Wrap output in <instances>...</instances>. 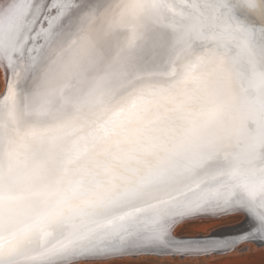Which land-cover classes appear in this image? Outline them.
Returning a JSON list of instances; mask_svg holds the SVG:
<instances>
[{
	"label": "snow or ice",
	"instance_id": "obj_1",
	"mask_svg": "<svg viewBox=\"0 0 264 264\" xmlns=\"http://www.w3.org/2000/svg\"><path fill=\"white\" fill-rule=\"evenodd\" d=\"M0 69V264L264 246V0H0Z\"/></svg>",
	"mask_w": 264,
	"mask_h": 264
},
{
	"label": "rangeland",
	"instance_id": "obj_2",
	"mask_svg": "<svg viewBox=\"0 0 264 264\" xmlns=\"http://www.w3.org/2000/svg\"><path fill=\"white\" fill-rule=\"evenodd\" d=\"M4 85V73L0 69V92L3 89ZM242 216H229L222 217L220 219H202L196 220L188 225H181L176 229V235H197V234H208L213 232L216 228L242 221ZM246 248L247 251L241 252L240 249ZM155 257H141L140 260H155ZM168 261H171V258H166ZM264 264V246L261 244L252 243L248 246L239 245V248L235 251L228 252L224 255L214 256L206 264ZM108 264H140V261H115L108 262ZM159 264H163V261H160ZM172 264H188L187 261H175Z\"/></svg>",
	"mask_w": 264,
	"mask_h": 264
},
{
	"label": "bare ground",
	"instance_id": "obj_3",
	"mask_svg": "<svg viewBox=\"0 0 264 264\" xmlns=\"http://www.w3.org/2000/svg\"><path fill=\"white\" fill-rule=\"evenodd\" d=\"M3 70V69H2ZM4 73V72H3ZM4 82H5V78H4ZM3 90H4V85H3V89H2V91L1 92H3ZM206 219V218H205ZM242 227V230H243V226L241 225V221L240 222H235V223H231V224H227V225H223V226H220V227H218V228H216L215 230H213V232H215V231H219V230H225L226 228H229V227ZM241 229H239V230H237V231H234V235L235 234H237V233H239L240 231H242ZM225 234H227V233H225ZM203 235H209V233L208 234H203ZM187 236H196V235H187ZM252 243H255V244H261L259 241H256V242H251V243H246V244H241V245H243V246H248V245H251ZM240 245V246H241Z\"/></svg>",
	"mask_w": 264,
	"mask_h": 264
},
{
	"label": "water",
	"instance_id": "obj_4",
	"mask_svg": "<svg viewBox=\"0 0 264 264\" xmlns=\"http://www.w3.org/2000/svg\"><path fill=\"white\" fill-rule=\"evenodd\" d=\"M239 229L242 230V227L240 226L239 227H229V228H226L225 230L223 229V230L215 231V233H216L217 238H220L224 236L234 235V231H237ZM197 235H203V234H197ZM183 236H187V235H183ZM203 236H207V235H203Z\"/></svg>",
	"mask_w": 264,
	"mask_h": 264
}]
</instances>
